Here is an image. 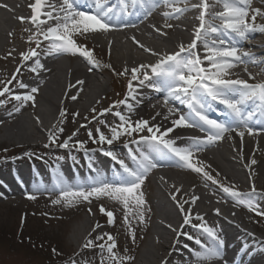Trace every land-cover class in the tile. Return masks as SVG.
<instances>
[{
    "label": "snow or ice",
    "instance_id": "obj_1",
    "mask_svg": "<svg viewBox=\"0 0 264 264\" xmlns=\"http://www.w3.org/2000/svg\"><path fill=\"white\" fill-rule=\"evenodd\" d=\"M253 0H200L199 4L192 5V8H198L199 24L195 29L193 39L188 45L181 44L179 51L164 55L158 59L155 64H140L131 69L125 68L123 71L114 73L117 76L130 75L127 88L128 95L125 99L115 101L108 109H103L99 115L103 116L105 113L112 111L114 108H119L124 105L129 111L132 110L133 104L129 100L136 101L137 87L133 82H137L140 88H151L157 93L163 95L162 107L167 109L168 116L165 119L171 118V127L165 128L163 131L162 125H150L148 120L140 119L132 122L129 117L122 114L121 111H115L113 114L119 117L120 123L116 127H110L111 137L104 135L99 128L96 129L98 134V141L100 144H113V141L118 140L122 135L131 136L134 133L147 132V135H141L140 141L145 142L149 147L150 153H156L161 158H167L170 154L177 160V166L187 168L190 171L202 175L206 180H210L216 184L218 181L204 169L201 162L200 166L193 163L194 152L202 150L206 146H210L218 141H223L226 137L232 139V134L241 138V147L243 146V138L245 134L248 136L258 135L259 132H264V128L259 130L254 129L249 121L253 119L254 112L249 111L247 106L254 104L257 109L264 114V82L250 84L243 79L227 78L231 75L230 69L238 64H244V71L248 74L249 79H255L252 73L248 72V65L254 66L264 65V60H258L248 52H240L239 44L251 37L255 32H264V25H257V17H264V10L261 8L252 7ZM264 3V0H261ZM164 6L171 8V12H164V17L178 18L189 10L187 7L189 0H163ZM133 5L139 6L145 12V18L151 15L152 8L156 6V0H132ZM185 5L180 7L178 5ZM216 5L222 6V11L213 12L212 9ZM2 8H8L6 4H0ZM31 9L30 17H18L21 23L29 22L35 26V31L25 29L30 34L27 37L29 44L35 43V47H30L27 51L19 53L21 64L25 62H33L30 71L36 73L38 69H44L39 57L40 52L37 51L41 47L39 36H43V40L48 42L47 48L44 50V55H60L70 54L84 57L88 64H98L95 61L93 53L83 45H78L74 39L76 35H83L87 37L88 34H95L104 32L107 33L115 27H118L114 21L122 19L131 13L127 12V4L125 0H121L120 12L114 11L113 7L108 5V0H59L58 3H50L47 5L48 11H44V0H34V3L29 5ZM87 8L88 11L84 9ZM11 11V9H9ZM43 17V18H42ZM52 23L49 24L48 22ZM219 21V23H215ZM46 26V27H45ZM124 27L135 25L123 24ZM167 28L173 27L168 23ZM159 31V29H157ZM11 35V33H9ZM198 42L203 45L208 55L203 59L208 61L209 67L206 69L203 66L201 57L196 53ZM138 43V42H137ZM143 51L149 52L154 56H159L158 53L151 49L139 45ZM9 56L11 53L8 54ZM110 67V65H109ZM21 69L17 67L16 73ZM92 71V68H89ZM264 73V67L260 69ZM16 73H13L12 79L7 83L0 81L3 84V89L0 90V96L6 93L11 95V99L23 103L32 101L35 106L34 94L39 91L38 88L32 87L30 92L17 95L11 92L8 87L9 84L16 79ZM84 81H76L77 85H82ZM20 88H27L28 86L22 82H18ZM75 87V85H69ZM73 101L78 99V95H72ZM172 101H178L181 105H186L189 111L187 113L178 112L175 107L170 106ZM138 103V101H136ZM212 102H217L227 109L228 121L221 122L211 119L208 116L209 111H214ZM4 101L0 100V104ZM99 103V101H97ZM20 111V107L15 109ZM93 112L96 109H92ZM79 113H73V119ZM160 115V113H157ZM66 116V110L61 109L59 112L60 123ZM87 119V117L85 118ZM92 119H96L93 116ZM155 119V117L153 118ZM37 122L39 119L37 118ZM100 124H105L104 120L98 121ZM83 126V125H82ZM198 128L205 132L203 138L193 137L190 146L179 147L171 139H167L169 133H172L174 128ZM62 127L56 125L49 131V147L56 144L58 140L57 132H63ZM76 133H73V136ZM89 139L93 143L97 139L93 137V133H88ZM64 140L58 146L67 148L69 140ZM80 148L84 147V142H77ZM166 149L167 152L161 150L160 146ZM127 147V145H125ZM106 156L111 157L123 169L125 175H118L115 183H109L103 179L96 178L91 182L88 188L83 186L73 188L67 184L62 176H57L56 187L60 189V197L53 200V204H59L62 201L71 204L69 198L75 200L88 201L90 198L107 197L117 202L122 203L125 216L124 225L127 228L128 235L132 243L136 242V233L132 228V221L129 219V206L133 203L137 209L135 219L138 223L144 225L146 223V200L143 192L139 191L143 185L146 173L158 165L154 159L144 152L140 153V159L137 161V168H131L122 159H119L112 151H106ZM131 155V153H130ZM133 160H137L136 156H132ZM255 159L251 160V164H256ZM91 167V165H89ZM250 167V165H246ZM252 177L250 176L249 179ZM224 193L228 194L237 203L246 207L248 211L255 212L257 216H264V211L258 210L257 205L251 200V195L256 192L255 186H252L250 193H242L233 187L221 185ZM176 192H180L177 188ZM28 199H36L35 195H28ZM173 200H177V208L182 214L183 220L180 225L183 228L186 225H192L200 231V236H193L187 232H178V235H186L189 241H194L198 246V250H192L191 255L194 257L192 264H205V261H212L222 258L221 249L225 245V241L217 234L213 227L207 225L203 216L197 214L193 217L192 207H185V205H194L199 200V197L193 195L191 200H184L182 203L173 194ZM219 214V209L215 210ZM91 212V209H89ZM100 212L107 217V224L113 225L115 222L114 213L108 211L103 205L100 207ZM193 219L199 223H193ZM97 224L95 228H99ZM168 227L177 232V229ZM95 228L93 231H95ZM91 235V234H90ZM249 235H252L249 233ZM206 236L211 243H207L201 239ZM105 237L107 238L105 240ZM96 241H104L97 244ZM189 246L185 244V248ZM82 248H99L101 253H106V257L102 255L100 264H132L135 257L127 254L128 249L124 250L123 255L118 251L116 239L110 233H103L95 237V240L86 238ZM53 253L59 255L55 249ZM69 264H90L89 261L83 262L73 258ZM161 264H168L167 260H162ZM227 264V262H225Z\"/></svg>",
    "mask_w": 264,
    "mask_h": 264
},
{
    "label": "bare ground",
    "instance_id": "obj_2",
    "mask_svg": "<svg viewBox=\"0 0 264 264\" xmlns=\"http://www.w3.org/2000/svg\"><path fill=\"white\" fill-rule=\"evenodd\" d=\"M30 1L31 0H0V4H6L8 6V8L0 7V67L1 75H3L2 78L6 77L5 80L0 79V81L6 83L10 74H12V72L16 73V69L19 67L21 71L16 73L19 77L16 83L17 85L18 82L26 84L28 87L21 89L28 92H30L32 87L39 89V91L35 93V97L36 99L38 98L40 104L39 114L41 115V123H37L35 116L32 117V115H29L28 117L26 113H24V108L20 109L19 112L15 110L7 111L4 114L6 115L4 118H2V116H4L2 115L0 117L2 122L3 119L12 120L11 122H5L2 127L4 132L3 139L10 142H13V140L24 142L27 139L31 140L36 137L35 135L39 132L43 134L49 132L50 129L44 128L43 122H48L53 116L52 110L57 107L56 110L58 111V105L64 100L71 98L72 95H78V99L73 102L80 105L81 109H84L88 105H91L90 103L95 100V97L97 98L95 103H97V101L102 100V97L105 98L110 94L111 83L110 80H108L107 84L105 83L106 81L104 79L106 78L103 71L94 70L90 64L84 63L78 58H73V55H47L44 59L39 58L44 65V69H38L36 73L30 71L33 62L29 61L21 64L19 53L23 52V49L27 47V33L29 34V31H25V29L35 31V26L31 25L29 22L21 23L18 17H29L28 13L31 12L29 7ZM58 2L59 0H45L44 8L46 9L49 3ZM189 2H191L187 5L189 10L179 14L178 18H165L164 20V18H160L161 16H156L153 13L145 18L144 13L140 18L123 19L119 22L114 21L119 25V27H116L117 30H110L107 33L100 32L88 34L87 36L90 37V42L103 48L104 51H107L111 70L116 69L121 71L125 68L129 69L136 65L135 63L151 64L152 62L149 60L158 59L164 55L177 52L181 44L186 46L191 43L193 39L191 31H193L194 34L199 24L197 17L200 11L198 8H192V5L196 4V2L199 4L200 0H189ZM253 2L256 8L264 10V3H262L261 0H253ZM162 4H164L163 0L156 1V6L152 8L155 10V13L163 15L164 12H170L171 8ZM178 6L184 7L185 5L181 4ZM9 9H11V11ZM84 10L88 11L86 9ZM48 23L51 24L52 22L49 21ZM168 23L172 24L173 27H165ZM123 24L135 26L124 27ZM256 24L264 25V17L258 19ZM157 29H159V31H157ZM9 33H11V35H9ZM256 33L258 32L253 33L251 36H255ZM80 37L85 39L83 35ZM258 43H260L258 39H255L249 44L245 43L242 48H239V51L252 53L256 59L264 60L261 54H259L261 47H264V42ZM139 45H144V47L158 53L159 56H154L149 52L143 51ZM195 51L201 57L203 66L207 69L209 67L208 61L203 58L209 53L206 52L203 45L199 42ZM9 53H11L10 56L8 55ZM244 67V64L236 65L229 70L231 73L229 77L231 79L240 78L253 83L264 78L262 76L264 73L260 71L261 67H264V65L259 66V74H256L254 70L256 66L252 64L248 65V72L252 73L255 79H249L248 74L244 71ZM89 68H92V71H89ZM78 80H82L84 83L82 85H77L76 81ZM1 85L2 84H0V86ZM67 85L68 89L65 90V86ZM69 85H75V87L70 88ZM18 88L20 87L18 86ZM157 100L158 97H152L148 91L139 88L136 93V101H138V103L129 100V103L133 104L132 110L129 111L122 105L121 112L133 122L144 119L148 120L150 125H162L163 127L161 130L163 131L165 128L172 126L171 118L165 119V117L168 116L167 109L162 107L163 103ZM157 113H160V115H157ZM154 117L155 119H153ZM26 118L33 119V125H31ZM249 123L254 129L259 130L264 128V123L258 124L252 121H249ZM11 125L12 127L16 125L18 131L10 133L9 127ZM187 129L188 128H174L173 132L168 134V137L171 139L175 138L174 141L179 147L190 146L192 140H186V138L180 137L183 132L188 131ZM194 155L217 171L218 175L222 177L220 184L223 186H234L239 189L238 191L242 192L248 191L249 189L247 186L250 184L264 183V132H259L258 135L253 136L245 134L242 147L241 138L233 133L232 139L226 137L223 141H218L210 146L204 147L200 151L194 152ZM252 159H255L257 163L252 165ZM225 161L232 164L228 165V168H226L223 165ZM170 164L169 167L176 166L175 161H171ZM246 165H250V167H246ZM176 171L178 170L170 169L169 171H162L169 180L167 188H164L163 184L159 181H155L154 183L157 190L153 192L154 184L152 185L149 183L150 181L145 177L144 184L146 187L139 189V191L143 192L144 199L147 202L146 205L152 206L153 204L157 211L163 214V219L160 225L155 226L152 244H144L137 264H152L153 261L158 258L156 255V250L158 248L162 250L161 255H168L167 258L164 259L167 260V262L172 261L177 255H183L185 243L193 244L194 241H189L186 235H178V232H187L193 236L201 235L200 231L193 228L191 225H186L183 228L179 227V229L177 228L174 219L176 213L173 209L167 207L165 205L166 203L162 200L161 194L165 193H172L171 195L178 194L181 203L184 200L190 201L193 195L199 197V200L196 202L199 203V205L189 204L185 205V207H192L193 217L197 214L203 216L207 225L213 227L217 234L225 241L224 246L228 248V250L225 248L221 249L223 264H225V262H227V264H264V247L262 245L257 246L255 244L245 246L239 243L237 233H244L245 231L247 232V230H240V227L238 228L233 224L235 226L234 231H228V226H231V223L234 221L232 222L229 220L227 215L233 218L235 212H231L229 206L221 200H226L231 204L235 202V200L224 193L221 189L222 187L220 188L221 190L219 188L217 189L209 182H205L203 186L207 190L212 191L217 198L221 200H215L213 197L205 198L206 193L201 191L202 189L197 183L198 181L194 180L192 177L180 176L181 174L179 173V175ZM244 172H246V174H244ZM19 175L23 177L21 173H19ZM250 176L252 177L251 179H249ZM0 179L3 181L7 179L4 171H0ZM226 180L229 181L230 185L226 183ZM177 188L180 189V192H176ZM256 198H258V202L264 208V197L258 196ZM149 199L152 204L149 203ZM216 209H219V214L216 213ZM209 217H214L213 222L209 221ZM89 222L90 220L86 219L85 221L74 223L73 227H71L73 229L69 237L71 242L78 243V241H80V237L88 232V228L86 227L89 226ZM193 222L199 223V221L195 219H193ZM168 225L178 229L177 232L173 233ZM201 239L209 241L206 236L201 237ZM237 242L240 245H238ZM196 247L198 248V246ZM245 252L248 255H245ZM255 255H257V260L253 259ZM235 257L239 258V262L233 260Z\"/></svg>",
    "mask_w": 264,
    "mask_h": 264
},
{
    "label": "rangeland",
    "instance_id": "obj_3",
    "mask_svg": "<svg viewBox=\"0 0 264 264\" xmlns=\"http://www.w3.org/2000/svg\"><path fill=\"white\" fill-rule=\"evenodd\" d=\"M106 76L107 75H105V78ZM8 87L11 89L12 93L15 94L18 93V88L13 86L10 87V85H8ZM2 89H3V84L0 86V90ZM0 100L4 101L3 104H0V117L9 110V107L13 111L17 107H20V109L24 108L25 109L24 113L29 111H34V107L31 101L23 103V105L21 106V102L11 99V95L8 93H6L4 96H0ZM56 108L57 107H55L52 110V113L56 111ZM83 112L84 110H82V113ZM5 116L6 115L2 116V118H4ZM27 116L29 117V114ZM108 118L111 117H109V115H105L104 117H101V119H98V121L104 120L105 124H100L98 121L97 122L95 121L94 124L91 123H89V125L87 124L88 125L87 129L80 132L85 135V139H89L88 133L92 132L93 135L94 133L98 135L96 129L101 127L102 132L104 134L106 133L110 135L109 134L110 130L107 124ZM26 120H28V122L31 125H33L34 123L33 119L26 118ZM112 120L113 122L116 121V119L115 120L112 119ZM11 121L8 119L7 120L3 119V122L1 121L3 123L2 126L0 125L1 133H4L2 127L5 124V122H11ZM9 129H10L9 130L10 133H14L18 131L16 125H14L13 127L11 125ZM62 133L60 132L56 133V135L58 136V140L56 144L63 143L65 140L64 136L71 135L72 131H67V132L64 131V133L63 134ZM35 136H37V134ZM76 139L78 141L84 140L82 136H79ZM11 143L12 142L8 140L6 142L0 139V156L3 155L4 152H6V150H8V147L15 146ZM71 144L72 141L70 139L69 146ZM20 149H21L20 151L28 150V148H20ZM43 150H45V148H43ZM32 151L34 152L35 150ZM29 156L33 159L32 154H30ZM1 158L2 157H0V159ZM230 164L232 163H228L225 161V164L223 165L224 167L228 168V165ZM194 179H196L195 176ZM260 186H264V184ZM28 195H35L36 199L30 200L26 197L10 195L6 200L0 201V264H47L45 260L53 259V257L55 256L51 248L61 250L62 258H60V260H64L67 255L78 252L76 249L77 243L71 242L69 239L71 230L73 229L71 227H73L75 222L85 221L86 219H89L90 224L92 221L94 224L96 220L95 216L100 211L101 205H103L105 209L106 208L109 209L110 206L113 207L112 212L116 216H119L121 213V208L123 206L117 201L116 204L111 203L112 201L115 200H112L107 197H101V198L92 197L90 198L91 201L90 203L88 201H83L82 199L77 201L75 200V198H69L72 201L71 204H68L65 201H62L59 204H53L52 201L60 197V191L57 192V191L47 190V193L28 194ZM168 205L170 207L171 206L175 207V204L172 202L171 204L168 203ZM89 209H91V212H89ZM233 209L236 210L237 208L233 207ZM243 214L247 218H250V215L247 212ZM101 217L102 216H100V218ZM238 220L241 221L240 219ZM148 222L151 227V221L149 218H148ZM148 222L146 220V223L144 225H141L135 219L132 222V228L136 232L141 233L142 231H145L147 229L149 225ZM112 226L113 229H110L111 230L110 232L108 231L105 233H110L116 239L119 253L123 255L125 254L124 250L128 249L129 251L127 254L136 257L135 254L133 253L134 250L136 249V244L132 243V240L130 239L129 236H126L127 228L124 225V222L121 220L119 226H114V225ZM122 227L124 231L123 238L119 240L120 236L117 233V229L119 231L121 230ZM98 232H103V228H100ZM148 232L149 229L146 232V234ZM260 233H261L260 235L264 237L263 235L264 231L263 232L260 231ZM90 238L95 240L94 235L93 237ZM106 239L107 238L105 237V240ZM103 242L104 241H96L97 244ZM151 242H152V238H148L144 242V244L149 243L151 245L152 244ZM50 249L52 251H50ZM160 251L162 250H159V248L156 250V255L158 256V258L155 259L152 264H157L158 260L161 258V256L159 255ZM83 254L85 257V259L83 260H87L89 262L94 260L97 263L101 262L100 253H96V248H88V250L86 252H83ZM102 255L106 257L107 254L101 253V256ZM132 264H137V262L136 263L132 262Z\"/></svg>",
    "mask_w": 264,
    "mask_h": 264
}]
</instances>
